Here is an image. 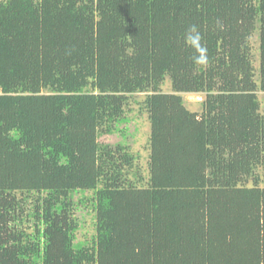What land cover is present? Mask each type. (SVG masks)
Masks as SVG:
<instances>
[{"label":"trees","instance_id":"1","mask_svg":"<svg viewBox=\"0 0 264 264\" xmlns=\"http://www.w3.org/2000/svg\"><path fill=\"white\" fill-rule=\"evenodd\" d=\"M261 95L264 0H0V264H264Z\"/></svg>","mask_w":264,"mask_h":264},{"label":"rangeland","instance_id":"2","mask_svg":"<svg viewBox=\"0 0 264 264\" xmlns=\"http://www.w3.org/2000/svg\"><path fill=\"white\" fill-rule=\"evenodd\" d=\"M251 41L254 49H256L258 46L257 34H254ZM256 66H257V62H256ZM163 88L164 90H167L169 88V83L166 84ZM136 96L139 97V95ZM202 99L203 98L201 96H197V95H185L184 96L185 106L191 111H199L200 108L197 104ZM136 109L137 106L131 104L130 111L128 112L129 113L128 116L130 120L127 123L121 124L119 126L120 128L119 132L112 135H104L98 137V142L104 144H110V145H114L118 142H122L125 145H127L132 152L138 154L139 159L137 160V163L142 167L144 175H146L145 171L147 170L148 152L145 146L149 134V124L147 121V115L137 114ZM262 110L264 111V104ZM80 197H81L80 194H76L74 200L76 201ZM76 217L79 222V229L76 233V242L74 244L76 245L77 243H81L79 245H83V243L85 242L84 239L90 237L94 231L93 214L90 208L80 207L76 212Z\"/></svg>","mask_w":264,"mask_h":264},{"label":"clouds","instance_id":"3","mask_svg":"<svg viewBox=\"0 0 264 264\" xmlns=\"http://www.w3.org/2000/svg\"><path fill=\"white\" fill-rule=\"evenodd\" d=\"M185 44L192 48L195 55L192 57L194 65L207 67L210 58L208 55V49L204 43H202L203 37L196 25H190L184 35Z\"/></svg>","mask_w":264,"mask_h":264}]
</instances>
